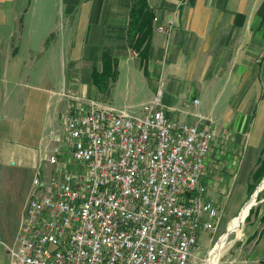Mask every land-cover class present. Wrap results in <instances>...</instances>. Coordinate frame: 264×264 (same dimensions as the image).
<instances>
[{
    "label": "crops",
    "instance_id": "0c3cea01",
    "mask_svg": "<svg viewBox=\"0 0 264 264\" xmlns=\"http://www.w3.org/2000/svg\"><path fill=\"white\" fill-rule=\"evenodd\" d=\"M133 1L0 0V264H10L5 246L15 242L37 167L77 102L139 116L159 97L169 120L215 134L204 181L220 220L249 199L264 151V0H148L146 73L127 44ZM103 53L118 62L108 94L91 76ZM219 264H264V212Z\"/></svg>",
    "mask_w": 264,
    "mask_h": 264
},
{
    "label": "built area",
    "instance_id": "2783aa9c",
    "mask_svg": "<svg viewBox=\"0 0 264 264\" xmlns=\"http://www.w3.org/2000/svg\"><path fill=\"white\" fill-rule=\"evenodd\" d=\"M72 106L5 246L10 264H189L220 222L204 181L214 132L169 120L159 97L139 116Z\"/></svg>",
    "mask_w": 264,
    "mask_h": 264
},
{
    "label": "trees",
    "instance_id": "16d2710c",
    "mask_svg": "<svg viewBox=\"0 0 264 264\" xmlns=\"http://www.w3.org/2000/svg\"><path fill=\"white\" fill-rule=\"evenodd\" d=\"M154 11L148 5V0H134L129 12V22L127 28L128 47L137 54L141 62V68L144 73L147 72L149 52L151 47V36L153 33ZM117 60L107 53L102 54L101 71L92 72V82L95 87L104 94H108L111 86L117 79L118 67ZM264 176V151L257 162V166L251 174L247 190L251 195ZM264 196V188L258 194L257 200ZM252 214V208L246 221Z\"/></svg>",
    "mask_w": 264,
    "mask_h": 264
},
{
    "label": "rangeland",
    "instance_id": "374dc122",
    "mask_svg": "<svg viewBox=\"0 0 264 264\" xmlns=\"http://www.w3.org/2000/svg\"><path fill=\"white\" fill-rule=\"evenodd\" d=\"M138 102H139V99L128 101V103L132 105H136ZM31 180L32 178L31 179L28 178L27 189H26L28 191L30 188ZM251 195H248L249 199ZM241 208L239 210H241ZM236 212L237 211H234L233 213H230V214L223 213L216 230L213 231L212 233H208V232L200 233L197 245H195V247L192 250V256H191L189 264H204V262L206 261L208 257L209 251L215 245L218 238L226 231V226L228 222L231 220V217L236 214ZM261 212L262 213L264 212V196L263 195L260 198V200L256 199V204L252 207V214L249 217V219L247 221L244 220V223L242 225L241 235L239 237H236L234 234L229 236L226 247L222 251V254L217 258L215 264H219L221 260L226 258L231 252L235 251L241 245L245 237H247L249 229L253 227L255 222L257 223L258 216L260 215Z\"/></svg>",
    "mask_w": 264,
    "mask_h": 264
},
{
    "label": "bare ground",
    "instance_id": "6f19581e",
    "mask_svg": "<svg viewBox=\"0 0 264 264\" xmlns=\"http://www.w3.org/2000/svg\"><path fill=\"white\" fill-rule=\"evenodd\" d=\"M252 205H254L253 197H250V199L244 203V208H241L242 210H239L237 215L228 222L226 226V231L218 238L215 245L209 251L208 257L204 264H215L217 258L222 254V251L225 249L229 236L234 234L236 237H239L241 235L242 225L247 217L249 207ZM228 231L229 234L227 235Z\"/></svg>",
    "mask_w": 264,
    "mask_h": 264
},
{
    "label": "water",
    "instance_id": "95a60500",
    "mask_svg": "<svg viewBox=\"0 0 264 264\" xmlns=\"http://www.w3.org/2000/svg\"><path fill=\"white\" fill-rule=\"evenodd\" d=\"M263 188H264V176H263L262 180L260 181V183L258 184V186L256 187V189L254 190V192L252 193V195L250 196L251 198L253 197V204L254 205L256 204V199H257L258 194L263 190ZM254 205L249 207V211ZM243 208H244V206L242 207V209ZM249 211L247 213V216L249 215ZM228 234H229V231H228L227 235Z\"/></svg>",
    "mask_w": 264,
    "mask_h": 264
}]
</instances>
